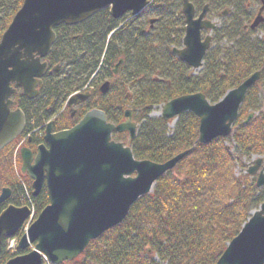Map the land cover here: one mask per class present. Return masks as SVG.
I'll list each match as a JSON object with an SVG mask.
<instances>
[{"label": "trees", "instance_id": "16d2710c", "mask_svg": "<svg viewBox=\"0 0 264 264\" xmlns=\"http://www.w3.org/2000/svg\"><path fill=\"white\" fill-rule=\"evenodd\" d=\"M242 1L190 0L199 10L206 5L210 11L217 12L232 8L229 23L214 31L213 40L226 38L235 43L224 52L210 50L204 60L202 76L194 75L172 52L185 35L183 0H153L149 13L158 18L153 30L148 25V15H143L140 21L136 19L116 31L107 43L108 35L119 24L109 16H95L83 26L85 30L78 33L82 35L78 50L89 59L76 58L78 69H68L59 83H48L40 104L51 110H44L40 105L32 109L28 116L31 127L41 126L45 118L51 119L50 114L63 107L76 84L84 86L102 55L107 75H113L114 64L123 58L125 63L112 91L101 99L93 98L88 104L90 109L104 111L114 124L124 120L126 109L135 111L139 129L131 148L138 160L161 164L183 152L189 151V154L158 180L150 195L142 197L132 207L121 225L92 241L79 258L63 264H216L250 219L251 212L264 204V188H258L256 179L246 173L247 162L254 156L264 158V113L259 112L260 87L264 88V39L253 38L256 30H245L252 22V14ZM23 2L0 0L3 17L0 40ZM259 28L264 31V24ZM154 33L159 41L150 38L149 34ZM58 48L60 50V42L54 47L59 62H67V46L62 45V53H58ZM68 48V51L73 49ZM157 53H162L166 61ZM257 72L261 73V79L249 90L234 131L227 138L200 144V121L193 113L180 115L174 129H170V122L162 117H148L147 112L154 106L190 94L202 93L211 104H216ZM143 109L146 112L140 113ZM252 114L255 116L245 124ZM73 125L67 114L56 121V130ZM23 138L24 135L0 152V193L4 187H11L23 194L14 168V151ZM114 138L123 141L127 136L115 133ZM230 146H234V151ZM17 164L20 167L19 157ZM23 179L32 192L31 180ZM34 202L39 215L49 204L46 187ZM11 203L23 205L22 198L14 197ZM13 257L7 251L5 239L0 264H6Z\"/></svg>", "mask_w": 264, "mask_h": 264}, {"label": "water", "instance_id": "95a60500", "mask_svg": "<svg viewBox=\"0 0 264 264\" xmlns=\"http://www.w3.org/2000/svg\"><path fill=\"white\" fill-rule=\"evenodd\" d=\"M149 4L150 0H24L0 40V152L25 131V115L12 96L19 89L32 99L38 95L48 72V64L42 60L56 42V28L82 24L105 10L116 20L128 12L137 16ZM207 10L196 18L193 4L184 0L186 34L182 49L173 50L181 62L195 70L202 67L212 41L211 36L203 39L202 32L216 28L206 19ZM263 11L264 1L251 29L264 21ZM260 77L255 73L216 104L202 93L178 97L163 105L160 116L175 124L180 115L193 113L200 121V144L227 138L250 88ZM80 98L88 96H72L70 107ZM252 118L250 115L245 124ZM137 130L132 110L116 125L104 111L94 109L68 130L53 133L51 123L46 129L47 146H40L36 155L28 148L21 150V172L32 179L33 195L38 196L46 182L50 204L18 245L20 251L34 249L6 264H43V255L50 264L79 258L92 241L121 225L132 207L189 154L183 152L163 164L137 160L131 148ZM114 132L128 133L127 142H116ZM263 166L264 159L258 157L247 169L250 176H257L258 188L264 187ZM11 195V189H4L0 205ZM29 215L27 206H9L0 215V253L4 238L15 236ZM216 264H264V204L251 213Z\"/></svg>", "mask_w": 264, "mask_h": 264}, {"label": "flooded vegetation", "instance_id": "af4514ba", "mask_svg": "<svg viewBox=\"0 0 264 264\" xmlns=\"http://www.w3.org/2000/svg\"><path fill=\"white\" fill-rule=\"evenodd\" d=\"M252 1H257L259 3H262L263 0H252ZM242 2H248V4L250 5L251 0L250 1L243 0ZM209 11H210V8H209ZM95 16L96 17L102 16L105 18L107 16H109L110 19H113L114 21L118 22V24H119L118 27L115 30H113V32L110 34V37H112V35L116 31L122 30V28H124L125 26H127L131 22H135L136 19L138 18V16H133L131 13H126L120 19L116 20V19L111 17L109 11L100 12L99 14H97ZM95 16L93 18L89 19L88 21H86L82 24L76 25V26L62 25V26H59L58 28H56V30H55V33L57 36L56 43L54 44L53 49H52L51 53L48 55V57H46L44 60H42V63L46 62L48 64V72H47L45 78H43V80H42L43 81L42 87L40 89H38V91H39L38 95L32 99L29 96H26L22 89L18 90V92L13 95V97H12L13 100L19 104L20 108L22 107L21 109L23 110V112L26 116V132L33 133L35 130V129H31L32 127H31L30 123L28 122V116L31 115V113L33 111L32 109L39 108V104L41 103V100L45 95V91L48 88V85H49L48 83H55V84L59 83L65 77V72L68 69H70L71 71L73 69H78V63H75L76 58H81V59L88 58L81 50H78L79 48L77 46L79 45L80 40H82V35H79L78 33L81 31H84L85 29H83L84 28L83 26L87 25L88 23H90V21L94 20L96 18ZM2 19H3V17L0 15V21ZM157 19L158 18L155 19L156 22H157ZM147 20H148V18H147ZM108 22H109V19H108ZM156 22L153 23V25H151L150 21H149L151 30L154 29V25L156 24ZM204 33H203V35L205 36L206 34H204ZM65 41H67V44ZM59 42H60V50H59V48L57 49L58 53H62V45L65 44L67 46V48L65 50V52L67 51L66 52V55L68 57L67 62H59L58 57L55 55L56 53L54 52V47ZM63 42H65V43H63ZM71 46L73 47V49L69 50L70 51L69 52L68 47H71ZM53 52H54V54H53ZM122 60H123V62L121 64V66L119 68H117V65L120 64V62ZM124 63H125V59L121 58L120 60H118L117 63L114 64L113 70H112L113 75H107L105 73V70L100 69V71L96 72L94 74V76L90 79L91 83H93V85L91 87H89V89H87L88 86L87 87L85 86V84L88 81L84 82V86L79 85L80 83L76 84L74 86V89H73L74 91L71 93V97L72 96H78V95H86V96H88V98L86 100L85 99L82 100L81 98L78 99L77 100L78 104H75L72 107H70V105H69L70 116L72 119H75V118L77 119V117H81V115L84 116L90 110H92V109H90V106H88V104L93 98L101 99L102 97H106L110 94V92L112 91L113 85L116 83V80L119 78L120 70H121L122 66L124 65ZM103 66H104V62L102 60L100 67H103ZM63 68H64V70H62ZM99 73L101 74L100 81H96L97 76H99ZM83 79H84V76H82V80H80V81L82 82ZM19 100L22 101V104H20ZM137 115H138V113H137ZM79 121L73 122V124H76ZM62 130H64V129H62ZM66 130H68V128ZM56 132H59V130H56V124H54L53 125V133H56ZM44 137H45V129L42 130V133H40V135L36 131L35 133H33L30 136L28 142L24 145V147L29 148L33 152V154L35 155L37 152V149L40 146H42V145L47 146V143L45 142ZM16 192H17V189L15 188V189H13L12 194L16 193ZM1 206L2 205H0V207Z\"/></svg>", "mask_w": 264, "mask_h": 264}, {"label": "rangeland", "instance_id": "374dc122", "mask_svg": "<svg viewBox=\"0 0 264 264\" xmlns=\"http://www.w3.org/2000/svg\"><path fill=\"white\" fill-rule=\"evenodd\" d=\"M248 1H250V0H248ZM243 5H245V7L248 9V12L249 13H251L252 14V20L254 19V17L257 15V12H258V9L260 8V6H261V3H259V2H257V1H252L251 0V3H250V5L248 4V2H244L243 3ZM182 8V7H181ZM149 9L150 8H148L141 16H139L137 19V22L138 21H140L141 19H143L142 18V16L143 15H148L147 16V18H148V25H149V19H153V18H155L154 17V15L152 14V13H149ZM228 10H229V12H228V14L226 15V17H222L221 15H222V11H224L225 9H220V11H216L215 9H211V11H210V14H209V18L210 19H212V20H215L217 23H218V28H222V27H224L226 24H228L229 23V17H230V13L232 12V8L231 7H229V8H227ZM148 12V13H147ZM153 13H155V12H153ZM164 24H165V22H164ZM83 29H85V27L83 28ZM150 35V38H157L158 39V41H159V36L157 37V35H156V33H154V34H149ZM110 35H108V37H107V43H108V41L110 40ZM253 38H256V39H264V31L263 30H261L260 28H258L256 31H255V34L253 35ZM234 43H235V41L234 40H232V39H226V38H223L222 40H219V41H216V40H213V44H212V48H211V51L212 50H222V52H224L225 50H226V48L228 49V47L231 45V46H233L234 45ZM178 47H180V48H182L183 47V44H182V42L180 43V44H178L177 45ZM173 47V46H172ZM67 52V51H66ZM157 56L158 57H160V59L162 60V59H164V61H166V58L165 57H163V54L162 53H157ZM102 60H103V55H102V58L99 60V64H98V67L96 68V69H94V71L91 73V75H90V77H88L87 79H86V81H88L86 84H85V86L87 87V89H89V87H91L92 85H93V83H91V78L94 76V74L96 73V72H99L100 71V69L101 70H104V68L103 67H100V64H101V62H102ZM104 61V60H103ZM166 64V63H165ZM204 68H205V64H204V66L202 67V68H200V69H196V70H192V72H193V74L194 75H196V76H202V74L201 73H203V71H204ZM62 70H64V68L62 69ZM101 73V72H100ZM99 73V76H97V80L96 81H100V76H101V74ZM150 78H153V77H150ZM260 86V85H259ZM67 100H66V102H64V105H63V107L62 108H60V109H58V111H56L54 114H50V116L52 117L51 119H50V117H49V119H47V118H45L43 121H42V125L41 126H36V125H33L32 126V128L31 129H35L34 131H37V133L40 135V133H42V130H44V128L45 129H47V127L51 124L50 122L54 119V120H58V119H60L62 116H63V118H64V116H66L67 114H69L70 115V111H69V101H68V98H66ZM43 100V99H42ZM41 100V101H42ZM260 100H261V108H260V111L259 112H261V113H264V88L263 87H260ZM41 107H43L42 109H47V110H51V108L49 109L48 108V106L47 107H45V106H43V105H41V104H39ZM149 111V110H148ZM161 112H162V105H159V106H154L149 112H147L148 113V117H150V118H159L160 117V115H161ZM44 115V114H43ZM253 115V117L255 116L254 114H252ZM138 117V116H137ZM72 119V118H71ZM56 120V121H57ZM80 119H79V117H77V119L75 118V119H72V123L73 122H77V121H79ZM80 122V121H79ZM77 124V123H76ZM76 124H74L73 126H75ZM170 129H174V124L173 123H171L170 122ZM34 133V132H33ZM20 142H22V141H20ZM17 148H18V146H16V148H15V151H14V156H17L18 155V152H17ZM230 149H231V151H234V146H230ZM258 157L257 156H254L253 157V159L250 161V162H247V165L249 164V163H252L253 162V160H256ZM240 172H241V170H240V168H238L237 169V175H239L240 174ZM17 176L19 177V178H21L20 180V184H21V187L23 188L22 190H23V194L22 193H20V192H18V190H17V192L16 193H13L12 194V199L15 197L16 199H19V200H21V198H22V202H23V206H27L28 208H29V210H30V215H29V217L27 218V220L25 221V222H27V224L26 225H30L31 223H33L34 221H36L37 220V218L39 217L38 215H37V213H36V205H35V202H34V200L35 199H37L41 194H42V192H43V187H42V190H41V192H40V194L38 195V196H34L33 194H34V190H33V188H32V192H30V191H28V188H27V186H26V184H25V181H24V179H23V177L24 176H22V174L21 173H18L17 174ZM257 177V176H256ZM255 178V177H254ZM256 179V178H255ZM32 182V181H31ZM5 188H10V187H5ZM264 188V187H263ZM13 190V189H12ZM49 202H50V200H49ZM8 204V203H7ZM12 203L10 202L8 205H11ZM14 205V204H13ZM48 206V205H47ZM46 206V207H47ZM45 207V208H46ZM45 208L43 209V210H45ZM0 209H1V211H0V215L4 212L3 211V209H4V206H2V207H0ZM42 210V211H43ZM42 211H41V213H42ZM253 212V211H252ZM251 212V213H252ZM40 213V214H41ZM32 219V221L30 222V220ZM29 220V221H28ZM24 232H25V230H23ZM19 233H21V232H19ZM23 236H24V234H23ZM7 238V237H6ZM13 239H16L17 240V243H15L16 241H14ZM19 240H21L20 238H19V234L15 237H12V238H10L9 240H7V251H10V253L12 254V253H14L15 252V249L17 248V246H18V244H19ZM14 241V242H13Z\"/></svg>", "mask_w": 264, "mask_h": 264}, {"label": "bare ground", "instance_id": "6f19581e", "mask_svg": "<svg viewBox=\"0 0 264 264\" xmlns=\"http://www.w3.org/2000/svg\"><path fill=\"white\" fill-rule=\"evenodd\" d=\"M194 6V5H193ZM194 8H195V12H196V15H195V17L196 18H199L200 16H201V14L204 12V10H205V7H203V9H201V10H199V9H197V7L196 6H194ZM209 14L210 13H208V10H207V14H206V18H208L209 17ZM226 15L227 14H225V13H222V17H226Z\"/></svg>", "mask_w": 264, "mask_h": 264}]
</instances>
